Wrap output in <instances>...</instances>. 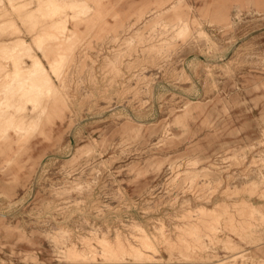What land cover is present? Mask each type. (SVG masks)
<instances>
[{
    "label": "rangeland",
    "instance_id": "1",
    "mask_svg": "<svg viewBox=\"0 0 264 264\" xmlns=\"http://www.w3.org/2000/svg\"><path fill=\"white\" fill-rule=\"evenodd\" d=\"M46 1L0 0V264H264V0Z\"/></svg>",
    "mask_w": 264,
    "mask_h": 264
},
{
    "label": "bare ground",
    "instance_id": "2",
    "mask_svg": "<svg viewBox=\"0 0 264 264\" xmlns=\"http://www.w3.org/2000/svg\"><path fill=\"white\" fill-rule=\"evenodd\" d=\"M65 0H63V2H64ZM45 3H47L48 5H51V6H58V5H60L61 3H62V0H47ZM70 6L72 7V8H74V7H77L78 5V3H77V0H70ZM25 7V6H24ZM46 8V7H45ZM48 9V8H47ZM49 10V9H48ZM46 12V11H45ZM57 13V12H56ZM37 15V14H36ZM5 17V16H4ZM8 17V16H7ZM6 18V17H5ZM40 18V17H39ZM35 22V21H34ZM15 25H18L17 23L15 24ZM17 27V26H16ZM20 29H21V27H19ZM4 29V28H3ZM23 32V31H22ZM31 32V31H30ZM32 33V32H31ZM29 34V33H28ZM64 39V38H63ZM26 40V39H25ZM6 45V44H5ZM27 45V42H21V43H19V44H17V45H15V46H13L11 49H10V51H12V52H21V51H23V48L25 47ZM45 45V44H44ZM74 45V44H73ZM26 48V47H25ZM72 48V47H71ZM5 49V48H4ZM7 51V50H6ZM59 53V52H58ZM57 53V54H58ZM12 54V53H11ZM56 54V55H57ZM55 55V56H56ZM65 55V54H64ZM45 56H46V54H45ZM54 56V55H53ZM20 57V56H19ZM21 57H22V55H21ZM47 58V57H46ZM55 59V58H54ZM53 60V59H52ZM56 60V59H55ZM30 62L31 63H28L27 62V65H28V67H27V69L24 71L25 72V75L24 76H26L27 78H29V79H32V80H34L37 84H38V86L39 87H41V86H43V85H51V83H53L52 82V69H49L45 64H44V62L42 61V59H41V57H39L38 55H33L32 56V58H31V60H30ZM20 63V62H19ZM62 63V62H61ZM214 64V63H213ZM58 65V64H57ZM60 67V66H59ZM3 73V72H2ZM12 74H14L13 75V78L14 79H16V78H18V77H20V76H23V73H21V71L19 70V69H16L15 71H7L5 74H4V78H8V77H10V76H12ZM22 74V75H21ZM61 75V74H60ZM13 79V80H14ZM36 84V85H37ZM53 86L55 85V84H52ZM50 86V88L51 87H53V86ZM16 86H18V85H16ZM49 87V86H48ZM55 88V87H54ZM62 88V87H61ZM60 88V89H61ZM43 89V88H42ZM46 89V88H45ZM18 90H19V88H18ZM21 90V89H20ZM55 90H58V89H55ZM52 91H53V89H52ZM55 92V91H54ZM37 96V95H36ZM15 98V97H14ZM27 100V99H26ZM38 100V99H37ZM39 100H40V98H39ZM38 100V101H39ZM37 101V102H38ZM4 102V101H3ZM32 102V101H31ZM10 103H12V100L10 101ZM9 103V104H10ZM39 103H42L41 101L40 102H38L37 103V106H38V104ZM39 105H42V104H39ZM40 107V106H39ZM38 107V108H39ZM19 122V121H18ZM17 123V122H16ZM23 127H24V125H23ZM72 154V153H71ZM143 236H142V238H141V240H140V247H137V246H135V245H130L129 247H126L125 245H124V243H120V242H118L119 244H117V248H120V250H121V248H123L124 249V252H122L121 254L119 253L118 254V256L119 255H122V256H124L125 254H128V255H145V252H148V251H150L151 249L150 248H152V242L151 241H149L148 239H150L149 238V236L147 235V232L145 233V234H142ZM181 240V239H180ZM182 240H184V239H182ZM116 243V242H115ZM108 245L110 244V242L109 243H107ZM113 245V244H112ZM111 245V246H112ZM116 245V244H115ZM104 246H106V244L104 245ZM103 246V247H104ZM109 247H110V245H109ZM107 248V250L108 251H110L109 249L110 248ZM113 247V246H112ZM111 247V248H112ZM105 248V247H104ZM116 248V247H115ZM104 250V249H103ZM112 251V250H111ZM113 252H115L114 251V248H113ZM119 252H121V251H119ZM72 254L74 255V256H80V253L77 251V250H75V249H73V252H72ZM116 254V253H115ZM121 256V257H122Z\"/></svg>",
    "mask_w": 264,
    "mask_h": 264
}]
</instances>
